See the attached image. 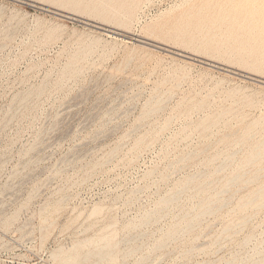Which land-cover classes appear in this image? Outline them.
Returning <instances> with one entry per match:
<instances>
[{"label": "rangeland", "instance_id": "rangeland-1", "mask_svg": "<svg viewBox=\"0 0 264 264\" xmlns=\"http://www.w3.org/2000/svg\"><path fill=\"white\" fill-rule=\"evenodd\" d=\"M65 262L264 264V0H0V264Z\"/></svg>", "mask_w": 264, "mask_h": 264}, {"label": "bare ground", "instance_id": "bare-ground-1", "mask_svg": "<svg viewBox=\"0 0 264 264\" xmlns=\"http://www.w3.org/2000/svg\"><path fill=\"white\" fill-rule=\"evenodd\" d=\"M229 5V4H228ZM199 12V11H198ZM259 23V22H258ZM146 40V39H145ZM130 61V60H129ZM159 101V100H158ZM159 105V104H158ZM227 105V104H226ZM235 108V107H234ZM149 113V112H148ZM205 117V116H204ZM230 117V116H229ZM197 131V130H196ZM228 137V136H227ZM249 138H251V137H249ZM248 139V138H247ZM249 140V139H248ZM139 144V143H138ZM121 148V147H120ZM123 148V147H122ZM237 148V147H236ZM253 151H255V149L253 150ZM230 155H232V154H230ZM256 156H258V155H256ZM262 156V155H261ZM234 161V160H233ZM222 165V164H221ZM226 165V164H225ZM192 177V176H191ZM196 177V176H195ZM235 178H237V177H235ZM236 180V179H235ZM257 180V179H256ZM235 182V181H234ZM234 182H232V183H234ZM230 184V183H229ZM251 184V183H250ZM208 185V184H207ZM185 188V187H184ZM178 193V192H177ZM222 193V192H221ZM235 193V192H234ZM174 195H172V197H173ZM184 196V195H183ZM218 196V195H217ZM175 197V196H174ZM260 197V196H259ZM258 197V198H259ZM260 199H261V197H260ZM259 199V200H260ZM170 200L172 201V199H171V197H170ZM253 200H255V199H253ZM175 201V200H174ZM252 201V200H251ZM250 201V202H251ZM258 201V200H257ZM170 202V201H169ZM168 202V203H169ZM249 202V203H250ZM198 204V203H197ZM247 204V203H246ZM166 205V204H165ZM250 206V205H249ZM221 207H223L222 205H221ZM254 207V206H253ZM224 208V207H223ZM161 209V208H160ZM208 209V208H207ZM220 209V208H219ZM258 209V208H257ZM207 212V211H206ZM205 216V215H204ZM153 221V220H152ZM43 222V221H42ZM175 222V221H174ZM248 222V221H247ZM231 224V223H230ZM238 227V226H237ZM187 228V227H186ZM185 228V229H186ZM189 228V227H188ZM224 232V231H223ZM145 236V235H144ZM108 237V236H107ZM225 237V236H224ZM230 237V236H229ZM133 238V237H132ZM179 240V239H178ZM104 241V240H103ZM223 241V240H222ZM217 242V241H216ZM222 243V242H221ZM117 245V244H116ZM216 245V244H215ZM198 247V246H197ZM114 248V247H113ZM162 248V247H161ZM138 249H140V248H138ZM64 264H67L66 262L64 263ZM228 264H229V262H228Z\"/></svg>", "mask_w": 264, "mask_h": 264}, {"label": "water", "instance_id": "water-1", "mask_svg": "<svg viewBox=\"0 0 264 264\" xmlns=\"http://www.w3.org/2000/svg\"><path fill=\"white\" fill-rule=\"evenodd\" d=\"M102 31L106 32V33H109V34H114L112 31L108 30V29H101ZM137 42H139L140 44L142 45H145V46H148V47H152V48H155V49H158V50H161L160 48L150 44V43H147V42H144V41H141V40H136Z\"/></svg>", "mask_w": 264, "mask_h": 264}]
</instances>
